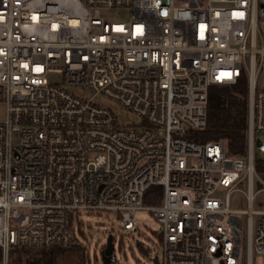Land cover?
<instances>
[{
  "label": "built area",
  "instance_id": "built-area-1",
  "mask_svg": "<svg viewBox=\"0 0 264 264\" xmlns=\"http://www.w3.org/2000/svg\"><path fill=\"white\" fill-rule=\"evenodd\" d=\"M241 82L246 154L189 139L206 129L210 88ZM0 105V264L13 249L77 247L81 212L116 213L137 233L143 210L162 227L158 264H243L241 214L244 264H264V210L252 209L264 194V0H0ZM243 186L247 210H233ZM153 187L161 203L145 205Z\"/></svg>",
  "mask_w": 264,
  "mask_h": 264
},
{
  "label": "rangeland",
  "instance_id": "rangeland-1",
  "mask_svg": "<svg viewBox=\"0 0 264 264\" xmlns=\"http://www.w3.org/2000/svg\"><path fill=\"white\" fill-rule=\"evenodd\" d=\"M84 1V0H83ZM109 18L115 21H128L130 12L116 11L108 14ZM52 81H58L59 76L52 75L49 77ZM216 88V87H212ZM72 93L84 98H91L94 92L90 89L74 88ZM95 102L111 108L120 124L125 127L137 123L132 115L127 112L119 103H116L103 95L95 97ZM5 117V106L0 105V119ZM264 179L263 172H259ZM239 190L231 194L229 205L233 210H247V204L243 192L245 187H239ZM257 190V189H255ZM145 205H147L145 203ZM253 211L264 210V194L258 193L255 196ZM245 215H239L243 223L241 229V255L243 264L246 255V232H245ZM254 225L257 222V216H253ZM137 233L124 232L122 222L116 213L101 212L88 213L81 212L75 216V235L78 246L64 252L57 258L56 264H103V252L105 251L107 240L110 235L114 238V256L117 264H154V260L161 256L160 234L162 227L154 218L153 214L147 210L136 213ZM37 253L38 251H33ZM259 257L253 258V264H261Z\"/></svg>",
  "mask_w": 264,
  "mask_h": 264
},
{
  "label": "trees",
  "instance_id": "trees-1",
  "mask_svg": "<svg viewBox=\"0 0 264 264\" xmlns=\"http://www.w3.org/2000/svg\"><path fill=\"white\" fill-rule=\"evenodd\" d=\"M247 89L241 82L232 87L210 88L207 104L206 129L190 135L189 139L196 142L223 141L226 143L228 154L244 156L246 154V117ZM262 164L256 160L255 169L259 172ZM163 198L161 187L151 188L145 203L149 206L158 205ZM68 250L53 249L34 253L27 249H13L10 252L9 264H56L57 258ZM2 250L0 248V263Z\"/></svg>",
  "mask_w": 264,
  "mask_h": 264
},
{
  "label": "water",
  "instance_id": "water-1",
  "mask_svg": "<svg viewBox=\"0 0 264 264\" xmlns=\"http://www.w3.org/2000/svg\"><path fill=\"white\" fill-rule=\"evenodd\" d=\"M114 249V238L110 235L107 240L105 251L103 252V264H111L110 256L113 254ZM154 264H158L157 259L154 260Z\"/></svg>",
  "mask_w": 264,
  "mask_h": 264
}]
</instances>
